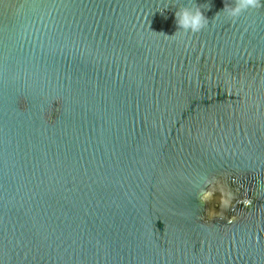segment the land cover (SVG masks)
I'll return each instance as SVG.
<instances>
[{
	"label": "water",
	"instance_id": "obj_1",
	"mask_svg": "<svg viewBox=\"0 0 264 264\" xmlns=\"http://www.w3.org/2000/svg\"><path fill=\"white\" fill-rule=\"evenodd\" d=\"M194 2L0 0V264H264V6Z\"/></svg>",
	"mask_w": 264,
	"mask_h": 264
},
{
	"label": "clouds",
	"instance_id": "obj_2",
	"mask_svg": "<svg viewBox=\"0 0 264 264\" xmlns=\"http://www.w3.org/2000/svg\"><path fill=\"white\" fill-rule=\"evenodd\" d=\"M262 6L264 5H261V0H235L233 5L225 4L221 12H226L228 17L235 21L238 20L240 15L248 8H258ZM209 7L210 5L207 4L198 5L194 0H190L189 4L181 6L175 14L179 29L176 33L182 30L185 34H196L204 30L209 24V19L205 16L202 9H207ZM219 13H217L216 16H218ZM212 195L213 193L211 191L201 189L198 198L202 203H205L211 199Z\"/></svg>",
	"mask_w": 264,
	"mask_h": 264
}]
</instances>
